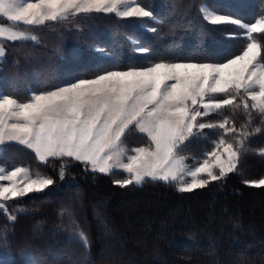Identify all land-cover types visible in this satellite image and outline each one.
<instances>
[{"label":"trees","instance_id":"1","mask_svg":"<svg viewBox=\"0 0 264 264\" xmlns=\"http://www.w3.org/2000/svg\"><path fill=\"white\" fill-rule=\"evenodd\" d=\"M135 1L153 15L79 11L26 24L0 14V24L26 34L0 37V96L27 102L77 79L158 62L225 63L252 42L264 65V33L210 21L201 8L252 24L264 18V0ZM231 95L232 105L205 117L207 124L227 121L224 129L200 130L178 153L201 163L223 140L239 150L237 168L192 191L150 178L121 186L115 181L129 179L125 171L102 174L68 157L42 162L34 150L5 142L1 164L28 167L54 184L0 200V264H264V186L257 183L264 178V113L243 90ZM122 141L149 144L134 127Z\"/></svg>","mask_w":264,"mask_h":264},{"label":"snow or ice","instance_id":"2","mask_svg":"<svg viewBox=\"0 0 264 264\" xmlns=\"http://www.w3.org/2000/svg\"><path fill=\"white\" fill-rule=\"evenodd\" d=\"M86 3L82 7L80 0H39L21 6L16 0H0V13L11 21L41 24L47 19L57 20V9L60 13L69 9L113 13L118 12L120 5H129V0H86ZM118 15L142 18L153 13L137 5L126 7ZM250 28L264 33V20L252 23ZM136 51L147 53L149 49L138 47ZM259 55L258 45L253 42L241 55L225 63L158 62L148 67L107 71L94 79H77L55 90L32 94L27 102L4 94L0 96V145L18 142L34 150L42 162L49 157L74 158L102 174L123 169L130 178L115 181L121 186L141 185L145 178L175 181L185 172L183 158L177 156L185 141L205 128L224 129L227 123H197V117L232 105L235 97L231 93L242 89L253 101L252 107L264 113V66L257 63ZM211 94H225L227 98L204 102ZM197 105L205 111H199ZM244 106L247 108V103ZM130 127L147 134L149 144L131 150L134 154L129 156L121 145ZM223 144L221 140L217 148ZM223 152L227 159H221L214 151L210 153L212 165L205 160L187 171L192 180L179 190L206 186L208 179H199L202 173L217 180L212 167L219 168L220 176L232 172L237 153L232 151L231 144ZM20 172L17 168L7 177L0 176V180L9 181L7 186H0V197H23L34 191L43 192L54 184L52 179H38L17 187L12 181ZM258 185L264 186V180L258 181Z\"/></svg>","mask_w":264,"mask_h":264},{"label":"rangeland","instance_id":"3","mask_svg":"<svg viewBox=\"0 0 264 264\" xmlns=\"http://www.w3.org/2000/svg\"><path fill=\"white\" fill-rule=\"evenodd\" d=\"M39 0L37 1H32V0H16V3L23 6L27 3H38ZM81 2V6L82 7H86L87 6V3H86V0H80ZM138 3H136L135 0H129V5H120L118 7V12L119 11H123L126 7L128 6H132V7H135L137 6ZM140 7H142L141 5H139ZM202 11L205 15V17L210 20V21H214V22H222V21H217L216 18L218 16H224V17H227L228 19L227 20H224V21H239L238 24L242 25L245 27V25H248L249 27H245L246 30H247V33L248 35H251V33L253 32L250 28V25L251 24H247L245 22H243L242 20L240 19H237L235 17H232V16H229V15H225V14H222V13H219V12H216L214 11L213 9H211L207 4H203L202 5ZM145 9V8H144ZM58 15H57V19H60V18H64L70 14H73V13H77L79 11H77L76 9H69L68 11L64 12V13H60L59 12V9L56 10ZM145 11H148L145 9ZM117 12V13H118ZM2 14V13H0ZM5 16V15H4ZM6 18H8L7 16H5ZM259 20H264V18L262 19H259ZM258 20V21H259ZM46 21V20H44ZM17 22H23V21H17ZM257 22V21H256ZM255 22V23H256ZM13 36H15L16 38H21V37H25L26 34H24L22 31H20L19 29H16L14 28L13 26H10V25H3V24H0V37H7V38H12ZM253 43V42H252ZM256 43V42H255ZM257 44V43H256ZM4 56V49L3 47L1 46V43H0V60L3 58ZM170 63H177V62H170ZM183 63H191V62H183ZM257 63L259 65H262L259 61H258V58H257ZM197 64H200V63H197ZM264 66V65H262ZM264 70V69H262ZM243 90V89H242ZM253 90H259L258 88H255ZM244 91V90H243ZM245 92V91H244ZM214 95H217V94H211L210 96H206L205 97V100L204 102H208L209 99H213L215 100L214 98H212ZM218 101V100H217ZM199 111L201 112H204L205 110L203 109L202 106L200 105H197L195 106ZM213 112V111H212ZM211 113V112H210ZM206 115L204 116H200V117H197V123H205L207 124L206 122V119H205ZM7 142V141H6ZM18 143V142H16ZM228 145V143H224L219 149L217 148L215 150V152H217L218 155H220L221 159H227V154L223 152V148L226 147ZM123 148L127 149L128 151L126 152V155H133L134 152L131 151V150H134L135 148H139V147H146V146H134L132 148H129L128 145H125L122 143L121 145ZM1 148H2V145H0V151H1ZM232 151L236 152L237 153V157L235 159V167H234V170L237 168V165L239 163V159H240V152L239 150L236 148V147H233L232 145ZM38 155V154H37ZM177 156L178 157H182L183 158V163H182V166L184 167L185 169V172L184 174L182 175V177H179L177 180L175 181H178L179 184H180V187H182L183 185L185 184H188L191 182L192 180V177L187 175V171L189 170H194L196 167L200 166V164H202L203 162L201 163H195L193 162V156H189V155H186V154H179L177 153ZM209 165H212L214 163V160L212 158V156H210V159L207 160ZM123 162L124 163H127V159H123ZM17 168H20L21 169V172L17 174L16 177H13V183L17 186V187H23L24 184L26 182H30L32 180H38V179H48V178H45L43 177L42 175H40L39 173H34L32 172L28 167H23V166H19V167H14V168H11L10 166H7V165H4V164H1L0 163V176H4V177H7L10 175V173L12 171H14L15 169ZM89 169L91 170V167L89 165ZM113 170H122V171H125L123 169H113ZM233 170V171H234ZM126 172V171H125ZM212 172L214 175L216 176H220V171H219V168L217 167H212ZM227 174V173H226ZM225 174V175H226ZM199 179H208V176L206 173H202L200 174L199 176ZM264 180V178L262 179ZM258 183V182H257ZM9 184V181L8 180H0V186H7ZM28 194V193H27ZM11 198H15V197H11L9 196L7 199L4 198V197H0V200H8V199H11Z\"/></svg>","mask_w":264,"mask_h":264}]
</instances>
